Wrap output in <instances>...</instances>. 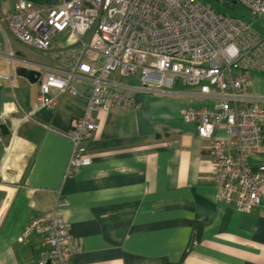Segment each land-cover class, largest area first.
I'll use <instances>...</instances> for the list:
<instances>
[{
    "label": "crops",
    "instance_id": "obj_1",
    "mask_svg": "<svg viewBox=\"0 0 264 264\" xmlns=\"http://www.w3.org/2000/svg\"><path fill=\"white\" fill-rule=\"evenodd\" d=\"M15 1L0 0V264H36L48 251L40 235L14 240L31 209L63 219L80 249L70 264H264V215L217 201L208 141L182 122L188 101L180 87L135 94V109L94 113L89 165L67 176L72 147L64 134L86 112L89 83L74 79L73 95L52 91L54 107L33 112L45 71H64L67 62L11 35L4 15ZM255 23L264 34V22ZM57 44L50 51L64 49ZM246 94L264 104V75L251 73ZM215 137L226 140L222 130ZM249 163L253 171L264 166V126Z\"/></svg>",
    "mask_w": 264,
    "mask_h": 264
},
{
    "label": "built area",
    "instance_id": "obj_2",
    "mask_svg": "<svg viewBox=\"0 0 264 264\" xmlns=\"http://www.w3.org/2000/svg\"><path fill=\"white\" fill-rule=\"evenodd\" d=\"M235 1L264 22V0ZM4 20L19 43L67 62L64 71H45L34 113L54 107L52 91L73 95L71 81L89 83L86 112L64 134L72 147L67 176L89 165L85 143L97 130L94 113L135 109V94H173L180 87L188 101L182 122L208 141L217 201L264 215V166L253 171L249 163L260 148L264 104L246 94L251 73L264 75V34H255L242 20L204 9L196 0H59L53 6L16 0ZM58 37L64 49L55 53L50 49ZM127 80L137 84L130 87ZM3 119L0 115V140ZM217 130L225 141L216 139ZM29 217L15 242L40 235L48 251L36 264H70L80 249L63 219L55 211L33 209Z\"/></svg>",
    "mask_w": 264,
    "mask_h": 264
},
{
    "label": "trees",
    "instance_id": "obj_3",
    "mask_svg": "<svg viewBox=\"0 0 264 264\" xmlns=\"http://www.w3.org/2000/svg\"><path fill=\"white\" fill-rule=\"evenodd\" d=\"M26 3L35 6H53L59 2V0H23ZM223 5L232 11L231 18L242 20L247 25L251 26V23H255V17L244 7L238 4L235 0H223ZM242 13V14H241Z\"/></svg>",
    "mask_w": 264,
    "mask_h": 264
},
{
    "label": "rangeland",
    "instance_id": "obj_4",
    "mask_svg": "<svg viewBox=\"0 0 264 264\" xmlns=\"http://www.w3.org/2000/svg\"><path fill=\"white\" fill-rule=\"evenodd\" d=\"M204 9L214 12L215 14L230 17L233 15L232 11L229 10L226 6L223 5V0H196ZM242 14V13H241ZM1 19V18H0ZM250 30L255 32L257 35H261L263 29L260 27V24L251 23ZM57 43H62L61 38H56L53 41V45H58ZM137 83H135L136 85ZM15 240V239H14Z\"/></svg>",
    "mask_w": 264,
    "mask_h": 264
},
{
    "label": "water",
    "instance_id": "obj_5",
    "mask_svg": "<svg viewBox=\"0 0 264 264\" xmlns=\"http://www.w3.org/2000/svg\"><path fill=\"white\" fill-rule=\"evenodd\" d=\"M17 74L30 83H35L38 78V74L34 73L33 71L27 70V69H20L19 71H17Z\"/></svg>",
    "mask_w": 264,
    "mask_h": 264
}]
</instances>
